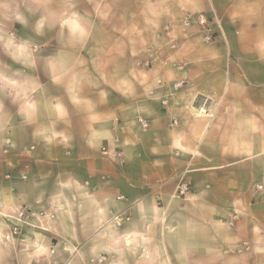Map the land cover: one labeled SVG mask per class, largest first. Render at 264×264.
Segmentation results:
<instances>
[{
  "label": "crops",
  "instance_id": "1",
  "mask_svg": "<svg viewBox=\"0 0 264 264\" xmlns=\"http://www.w3.org/2000/svg\"><path fill=\"white\" fill-rule=\"evenodd\" d=\"M84 3L0 75V264H264V0Z\"/></svg>",
  "mask_w": 264,
  "mask_h": 264
},
{
  "label": "rangeland",
  "instance_id": "2",
  "mask_svg": "<svg viewBox=\"0 0 264 264\" xmlns=\"http://www.w3.org/2000/svg\"><path fill=\"white\" fill-rule=\"evenodd\" d=\"M85 0H49L48 5L41 11L32 15L25 13L23 21L5 20L0 17V75L15 76V60L24 59L27 62L34 61L37 64L35 71L37 77H47V50L53 45H63L65 42V30L70 28L80 30V28L95 29L96 22L83 19L86 16L87 7ZM63 11L66 14L61 18L59 13ZM94 12V10H93ZM56 13L55 15H50ZM42 17H48L45 26L41 31H37V22ZM81 19V20H80ZM77 43V42H73ZM79 43V42H78ZM24 50L23 52H18ZM32 52L38 55V58L32 57ZM126 54L120 53V58ZM140 66H144L147 60V53L137 51L132 54ZM14 69V70H13ZM33 75V69L30 66L24 67V82ZM43 80V79H40Z\"/></svg>",
  "mask_w": 264,
  "mask_h": 264
},
{
  "label": "clouds",
  "instance_id": "3",
  "mask_svg": "<svg viewBox=\"0 0 264 264\" xmlns=\"http://www.w3.org/2000/svg\"><path fill=\"white\" fill-rule=\"evenodd\" d=\"M49 0H0V17L5 20L23 21L25 13L32 15L38 14L41 9L45 8ZM51 13L50 15H55ZM66 13L61 11L59 16L62 18ZM48 17H42L37 22V31H41Z\"/></svg>",
  "mask_w": 264,
  "mask_h": 264
},
{
  "label": "built area",
  "instance_id": "4",
  "mask_svg": "<svg viewBox=\"0 0 264 264\" xmlns=\"http://www.w3.org/2000/svg\"><path fill=\"white\" fill-rule=\"evenodd\" d=\"M183 25L188 28L195 27L198 33L201 35L204 43H211L217 37V33L215 31V24L210 18V16H208L206 13L202 12L195 15H189L184 20ZM138 121L143 130L146 131L148 127L147 121L141 118H139ZM25 178L26 177H24V179ZM179 189L181 194H186L189 191V186L187 184L181 183ZM22 214H25V212H22Z\"/></svg>",
  "mask_w": 264,
  "mask_h": 264
}]
</instances>
